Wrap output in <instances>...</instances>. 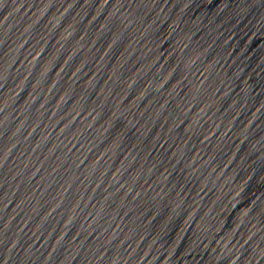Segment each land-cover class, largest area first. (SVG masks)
Returning <instances> with one entry per match:
<instances>
[{
	"label": "water",
	"instance_id": "water-1",
	"mask_svg": "<svg viewBox=\"0 0 264 264\" xmlns=\"http://www.w3.org/2000/svg\"><path fill=\"white\" fill-rule=\"evenodd\" d=\"M0 264H264V0H0Z\"/></svg>",
	"mask_w": 264,
	"mask_h": 264
}]
</instances>
